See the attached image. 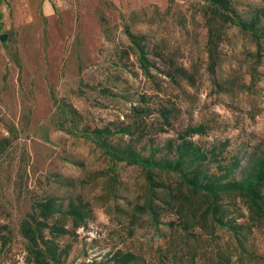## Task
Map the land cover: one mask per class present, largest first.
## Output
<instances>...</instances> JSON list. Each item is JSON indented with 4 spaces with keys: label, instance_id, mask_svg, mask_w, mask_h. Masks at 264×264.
Returning <instances> with one entry per match:
<instances>
[{
    "label": "rangeland",
    "instance_id": "1",
    "mask_svg": "<svg viewBox=\"0 0 264 264\" xmlns=\"http://www.w3.org/2000/svg\"><path fill=\"white\" fill-rule=\"evenodd\" d=\"M221 1L50 0L48 19L47 0H1L0 264H33L22 227L44 222L68 231L45 230L64 264H264V223L245 200L113 162L92 134L160 158L201 127L190 140L212 171L238 159L240 179L264 151V38L227 17L264 30V0ZM48 199L82 201L90 219L44 220L36 203Z\"/></svg>",
    "mask_w": 264,
    "mask_h": 264
},
{
    "label": "trees",
    "instance_id": "2",
    "mask_svg": "<svg viewBox=\"0 0 264 264\" xmlns=\"http://www.w3.org/2000/svg\"><path fill=\"white\" fill-rule=\"evenodd\" d=\"M215 5L216 8H221V0H205ZM1 4V0H0ZM3 18L0 13V28L2 27L1 20ZM227 20L234 26L244 30H249L261 38H264V30L259 29L253 21L234 17H227ZM131 39H137L136 36L129 34ZM141 64L146 73H149V60L144 47L136 43ZM103 131L96 129L92 132L100 145L107 151V154L113 162H128L141 166L147 170H162L165 172L175 173L180 176L181 181L188 186L194 193H203L210 197L213 201H223L231 198H242L248 204L251 218L258 224L264 223V151L261 154L253 156L250 160V167L240 174V179L234 176L235 172L240 168V161H235L229 167L215 168L212 171L211 165L216 163L211 161L208 153L204 152L199 145L190 140L191 135H202L201 127L191 129L185 137H181V142L172 145V141L166 144L169 149L168 156L156 157L152 153V147L148 156L136 150L132 144L120 142L113 144L103 139L101 134ZM125 136H132L129 127L121 131ZM169 155L174 157L169 158ZM37 212L40 218L47 220L51 216L63 215L80 221L90 219V211L87 206L78 201V203L70 202L67 207L62 204H56V200L48 199L36 203ZM223 228L236 232L238 225L232 226L226 223L223 219L216 221ZM57 225L50 227L47 223H37L31 226L22 227V235L27 242V250L29 254V262L33 264H64L63 254L60 246L55 240L49 239L45 235V230H50L52 235H68V231L60 228ZM7 243L4 242L3 246ZM119 256V255H118ZM146 264L145 261L131 255L126 254L123 260L115 264Z\"/></svg>",
    "mask_w": 264,
    "mask_h": 264
},
{
    "label": "crops",
    "instance_id": "3",
    "mask_svg": "<svg viewBox=\"0 0 264 264\" xmlns=\"http://www.w3.org/2000/svg\"><path fill=\"white\" fill-rule=\"evenodd\" d=\"M45 16L49 19L51 18L52 16H54V9H53V6L50 2V0H47V2L45 3Z\"/></svg>",
    "mask_w": 264,
    "mask_h": 264
},
{
    "label": "water",
    "instance_id": "4",
    "mask_svg": "<svg viewBox=\"0 0 264 264\" xmlns=\"http://www.w3.org/2000/svg\"><path fill=\"white\" fill-rule=\"evenodd\" d=\"M7 40V35H1L0 36V41L5 42Z\"/></svg>",
    "mask_w": 264,
    "mask_h": 264
}]
</instances>
